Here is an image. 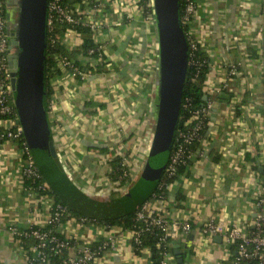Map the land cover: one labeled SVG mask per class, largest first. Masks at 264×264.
<instances>
[{
  "label": "crops",
  "instance_id": "0c3cea01",
  "mask_svg": "<svg viewBox=\"0 0 264 264\" xmlns=\"http://www.w3.org/2000/svg\"><path fill=\"white\" fill-rule=\"evenodd\" d=\"M196 3L189 36L210 66L205 90L215 104L209 130L168 195L149 201L167 220L192 224L190 232L173 241L169 264H180L177 241L184 264H231L235 248L201 234L200 227L214 220L248 231L257 218V200L264 195V0ZM95 18L103 27L104 66L95 73L97 63L87 67L83 61L88 71L84 80L69 73L57 78L48 120L57 165L78 196L98 204L95 200H113V192L125 195L135 188L147 165L157 123L159 50L155 21L145 18L144 11L130 16L107 3ZM85 38L69 33L63 44L77 50ZM117 157L130 168V185L120 187L109 177ZM23 164L18 144L0 140V264H29L33 244L19 242L9 227L43 226L49 215V201L23 180ZM66 195L61 199L71 211L97 220L83 229L76 224L78 217L65 220L59 231L74 241L72 255L84 242L110 240V248L93 264H152L148 247L135 250L131 230L108 225L103 220L110 215L79 213Z\"/></svg>",
  "mask_w": 264,
  "mask_h": 264
},
{
  "label": "built area",
  "instance_id": "2783aa9c",
  "mask_svg": "<svg viewBox=\"0 0 264 264\" xmlns=\"http://www.w3.org/2000/svg\"><path fill=\"white\" fill-rule=\"evenodd\" d=\"M8 0H0V140H12L18 144L23 155V180L37 186L42 195L41 198L48 200V219L43 226L32 224L27 228H20L17 225H11L9 232L19 242L33 241L31 249L32 256L29 258V264H49L50 257H64L63 264H93L100 258L112 245L110 240L91 244L84 242L78 253L72 255L70 250L75 248L72 239L62 236L59 229L65 223V217L69 213V207L57 201L50 194V186L40 180L43 178L31 150L26 141H21L24 137L22 127L19 123L18 115L14 104V91L11 85L10 56L14 53L11 48V36L8 34L9 13ZM49 0L48 34L55 30L57 24L68 26L64 33L66 37L69 33H79L77 28H87L92 33V38L98 44L102 55L105 54L103 45L100 41L103 37V27L95 18L99 16L107 3H112L116 8L125 9L126 13L134 14V11H144L146 7L153 5V0ZM183 2V13L181 21L184 25L191 24L196 14V0H181ZM142 3V4H141ZM128 7V9H127ZM152 16L148 17V19ZM80 34V33H79ZM190 39L192 51L198 49V44ZM55 40L52 38V43ZM94 50L89 51L92 55ZM101 61H103L101 59ZM99 61V62H101ZM90 62V65L94 64ZM59 67L63 70V75L69 73L74 78L84 80L88 76V71L74 66V63L67 57L61 58ZM71 68L72 70H70ZM235 74V71H233ZM62 75V76H63ZM61 78V77H60ZM57 80V79H56ZM207 105L201 110L193 112L191 120L187 121L183 128L176 134L177 144L171 153L164 178L159 183V188H170L171 180L177 176L178 170L185 165L195 155L193 146L203 140L201 134L205 126V118L209 117L214 108V98L207 92ZM213 94V93H212ZM6 125V126H5ZM158 196V195H157ZM155 194L151 198L162 199ZM257 218L248 231L241 226L227 227L222 222L209 220L200 227L201 234L209 235L211 238L222 236L223 241L229 246H235L236 253L233 255L231 264H264V200L258 199L256 203ZM76 219V224L80 229L89 224L97 222L96 219L81 216ZM136 220L140 226L132 231V242L136 251L140 250L142 245V236L147 232L159 231L161 239L165 242L171 240L166 245L168 251L164 253L161 264H169L171 257V247L173 241L180 235L187 234L192 230V224L188 221H169L152 208L150 201L142 203L136 212Z\"/></svg>",
  "mask_w": 264,
  "mask_h": 264
},
{
  "label": "water",
  "instance_id": "95a60500",
  "mask_svg": "<svg viewBox=\"0 0 264 264\" xmlns=\"http://www.w3.org/2000/svg\"><path fill=\"white\" fill-rule=\"evenodd\" d=\"M17 11L19 17L14 25L10 12L7 14L11 48L16 50L9 58L14 104L37 168L61 197L74 188L55 161L58 154L44 108L49 0H20ZM153 13L159 50L158 111L147 165L140 181L127 195L137 202V206L141 199H146L155 190L154 187L148 195H143L139 190L140 184L147 182L151 171L156 168L159 169L157 177L160 180L171 155L189 55L187 37L181 24V0H153ZM215 241L221 243L222 236H216ZM174 243L175 255L179 263L184 264L180 242Z\"/></svg>",
  "mask_w": 264,
  "mask_h": 264
},
{
  "label": "trees",
  "instance_id": "16d2710c",
  "mask_svg": "<svg viewBox=\"0 0 264 264\" xmlns=\"http://www.w3.org/2000/svg\"><path fill=\"white\" fill-rule=\"evenodd\" d=\"M76 0L73 1V3ZM142 4V3H141ZM183 13V2H181V18ZM144 16L150 17L154 16L153 13V5H150L144 9ZM183 30L186 34L187 41H188V48H189V55H188V66H187V73L185 78V83L183 87V96H182V105H181V111H180V118L177 128V133L183 128L184 124L191 120L193 117V112L197 110H201L207 105V101L205 100L206 94V84H207V77L210 72V66L208 62V58L206 57L205 53L202 52L198 45V49L194 52L191 49L190 46V39H189V31H190V24L184 25L181 21ZM68 30V26L66 25H60L57 24L55 26V30L53 32H50L48 34V46H47V53H46V79H45V98H44V108L47 112V115H49L50 109H51V102L54 95V86L53 82L57 79L62 77L63 70L59 67V62L61 58L67 57L69 60H71L74 63V66L83 69V61L86 62V66H90V62L94 61L97 63V68L95 70V73H98L102 70V67L104 66V61L106 59L105 55H102V52L98 48V44L94 41L92 38V33L87 28H77V31L83 35L86 36L83 45L77 49L69 51L63 44V37L64 33ZM52 38L55 40L54 43H52ZM94 50V53L92 55H89V51ZM101 59L103 61H101ZM101 61V62H99ZM72 70L71 68H69ZM209 118H205V126L201 131V134L203 135V139L205 138L206 134L209 130ZM177 136L175 137L174 145L172 152L174 151L177 141ZM26 140L23 137L21 141L24 143ZM200 142L195 143L193 146V150L196 151V149L199 147ZM171 152V153H172ZM122 157H117L113 164L111 165V172L109 174V177L113 182L120 183V187H123L125 185H130L131 183V177H130V168L126 166V164L123 163ZM57 163V160H55ZM190 161H188L185 165L181 166L178 170L177 176L172 179L170 182L171 184L174 183V181L178 180V178L185 173V170L187 168V165ZM168 164V163H167ZM167 167V165H166ZM165 167V169H166ZM165 170L159 180V183L163 180ZM46 180L42 178L40 180L41 182H45ZM159 183L157 187L155 188L153 194L148 198V200L155 194L156 196H161L162 199H164L168 195L169 188H163L160 190ZM26 184L30 186V189L36 192V194L41 195L39 190H36L37 184L33 185L30 182L26 181ZM50 194H53L57 201L62 202L65 204V202L59 197L56 192L50 187ZM119 192H113L110 195L111 199L119 198L120 195ZM157 196V197H158ZM259 199L264 200V195H261ZM147 200V201H148ZM141 205V204H140ZM139 205V206H140ZM138 206V207H139ZM138 208L132 212L125 214L123 216H119L116 218H109L105 219V221L110 226H118L122 228L123 230H133L136 229L138 226H140V222L136 220V212ZM70 217H81V215L74 213L69 209L68 215L65 217V220H67ZM87 217V216H86ZM172 241L167 239L165 242L161 239V233L159 231H153V232H147L142 236V245L141 249L148 247L151 251V260L152 264H161L163 260L164 253L168 251L166 248V245ZM25 246H29V244H33V241H24L22 242ZM30 246V249H31ZM235 246H232L234 248ZM139 251V250H138ZM173 251V245L171 247V252ZM32 254L29 253V257H31ZM64 257L59 256H53L50 257L49 264H63Z\"/></svg>",
  "mask_w": 264,
  "mask_h": 264
},
{
  "label": "rangeland",
  "instance_id": "374dc122",
  "mask_svg": "<svg viewBox=\"0 0 264 264\" xmlns=\"http://www.w3.org/2000/svg\"><path fill=\"white\" fill-rule=\"evenodd\" d=\"M19 1L20 0H8L7 1L9 5L8 11L10 12L12 22L18 21L19 14H18L17 9H18ZM136 12L134 11V13ZM151 20H152L151 21L152 23H153V20L155 21L154 16H152ZM15 51L16 50L14 49V52ZM158 56L159 55L157 53V57ZM157 77L159 80V64H158V70H157ZM157 172H159L158 168L154 169V171H151L148 181L140 184L139 190L142 192L143 195H148L153 190L154 187L155 188L157 187L158 182H159V179L157 177L158 176ZM139 181H140V178L139 180L136 181V183H138ZM76 184L80 185L78 183ZM127 195L128 193L125 195H120L119 198H116L113 200H107L105 202L95 200L96 202H99L98 204H96L93 201V198H90L89 196H82V194L78 196L77 193L74 190H72V191L67 192V195L65 198H67V200L76 207V209L74 208L73 209L78 211L81 214L87 215L86 213L97 211L98 213L110 215V217L116 218V217L123 216L128 213H132L137 206V202L132 197H128ZM102 203L104 205H100Z\"/></svg>",
  "mask_w": 264,
  "mask_h": 264
},
{
  "label": "flooded vegetation",
  "instance_id": "af4514ba",
  "mask_svg": "<svg viewBox=\"0 0 264 264\" xmlns=\"http://www.w3.org/2000/svg\"><path fill=\"white\" fill-rule=\"evenodd\" d=\"M16 24V22H13V25Z\"/></svg>",
  "mask_w": 264,
  "mask_h": 264
}]
</instances>
